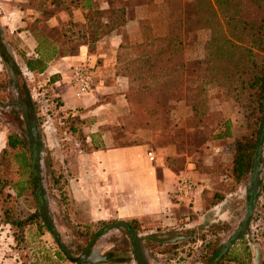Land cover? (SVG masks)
<instances>
[{
  "label": "rangeland",
  "instance_id": "obj_1",
  "mask_svg": "<svg viewBox=\"0 0 264 264\" xmlns=\"http://www.w3.org/2000/svg\"><path fill=\"white\" fill-rule=\"evenodd\" d=\"M24 1L0 0V17L9 16L8 11L15 8L17 11L23 10L24 14L16 13L25 21L23 28L16 30H8L0 24V44L11 45L16 56V61L12 63L5 48L0 47V104L14 101L3 63L6 61L14 67L23 98L24 85L32 102L31 119L40 129L41 146L38 148L43 151L45 190L42 191L40 208L44 211L43 196H46L54 220L44 212L43 219L37 218L23 227L21 242L15 239L18 230L3 220L5 210H12L18 218L25 219L39 208L36 193L41 181L38 175H34L31 191L21 189L22 186L31 187L27 182L28 174L21 170L17 158L23 151L10 150L7 137L15 135L28 142L27 127L18 107L0 110V243L3 241L5 245L10 241L15 264H79L74 259L88 253L92 246L103 248L102 255H108L106 261L96 264H205L211 248L216 249L213 262L217 261L213 264H264V127H260L258 135L259 138L263 130V146L257 138L255 152L258 148V154L256 158L254 156L251 172L229 193V180L224 169L232 159L234 138L244 133L246 126L243 111L225 101L219 89L209 91V119L205 127H186L190 112L183 102L184 91L179 90L180 99L171 114L175 131L167 137L157 136L152 139L150 135L148 139V150L156 152V159L160 158L164 165L177 168L178 176L186 174L191 178L195 188L191 202L178 203L173 197V191L170 192L167 199L178 206L171 208V213L166 215L169 219L158 227L151 219L140 223L135 220L132 238L123 230H104L101 221L93 222L89 219L84 199L87 190L85 184L79 186L85 181L86 167L85 159L79 151L85 153L89 150L84 142L80 115L61 108L62 103L53 91L57 86L48 82V72H27L21 59L23 54L34 56L35 49L29 46L27 38L31 42L35 41L29 32L35 19H39L35 26L50 29L66 24L69 18L65 16L66 13L58 11L46 22V15L24 6ZM42 6L46 11L52 9L48 2ZM24 31L28 32L23 35ZM132 111H139L140 116L136 118L143 119L137 124L146 120L142 110ZM226 120L230 122L232 136L217 138ZM137 124L132 123L126 128V136L117 139V142L127 145L136 142L137 137L134 135ZM70 127L76 128L74 135ZM163 148L172 149L173 154L165 156L160 151ZM25 151L28 152V149ZM35 166V171L40 172V165L37 163ZM252 185L256 187L257 195L250 219L246 222L247 230L243 231L237 225L246 213L248 188H252ZM205 190H219L224 192L225 198L213 208L206 209L201 199V193ZM18 191L20 195H17ZM54 227L60 233V245L51 233ZM174 236H182L184 239L172 244L164 242Z\"/></svg>",
  "mask_w": 264,
  "mask_h": 264
},
{
  "label": "trees",
  "instance_id": "obj_2",
  "mask_svg": "<svg viewBox=\"0 0 264 264\" xmlns=\"http://www.w3.org/2000/svg\"><path fill=\"white\" fill-rule=\"evenodd\" d=\"M45 2L52 8L50 11L42 6ZM73 2L24 1V6L46 15V22L58 11L65 12L69 18L66 24L50 29L35 26L39 19L34 20L29 32L37 43L36 54L32 57L24 54L21 56L25 70L43 74L59 53L63 56H76L82 46L93 51L97 41L113 34L119 35L121 44L117 50L116 71L127 80L125 100L129 110L140 109L144 112L146 120L137 124L136 129L151 135L152 139L157 136L167 137L175 131L171 114L180 99L179 90L184 91L183 102L190 112L186 127L202 129L209 119V91L219 89L225 101L238 106L245 117L246 130L234 138L232 159L224 169L229 180L227 191H234L251 172L264 117V0H163L161 11L154 0H106L110 8L109 22H101L99 18L103 12L91 5L85 16L86 24L72 20ZM142 5L149 6L152 12L157 10L153 23L158 26L164 21L166 32L165 35L157 36L151 21L140 20L141 41L134 43L123 27L135 19V9ZM1 46L4 48L3 44ZM56 81V76L48 78L51 84ZM22 90L28 104L29 117L33 118L32 102L24 85ZM221 128L217 138L232 136L229 121H224ZM69 130L73 135L76 132L73 127ZM123 145L128 146L123 143L119 145L118 142L114 146ZM38 146H41L40 139ZM7 147L23 151L17 158L21 170L28 174L27 182L31 187L22 186L21 189L31 191L37 166L33 165L29 155L28 142L9 135ZM20 194L18 191L17 195ZM224 198V192L219 190H205L201 193L206 209L213 208ZM44 214L38 208L33 214L21 219L12 210H5L3 220L18 230L15 239L21 242L23 227L37 218L43 219ZM134 222L101 221V224L104 230H123L132 238ZM215 250L209 249L205 264L214 263Z\"/></svg>",
  "mask_w": 264,
  "mask_h": 264
},
{
  "label": "crops",
  "instance_id": "obj_3",
  "mask_svg": "<svg viewBox=\"0 0 264 264\" xmlns=\"http://www.w3.org/2000/svg\"><path fill=\"white\" fill-rule=\"evenodd\" d=\"M74 1L71 8L74 22L86 24L85 16L91 5L103 12L101 22H109L110 8L106 0ZM162 3L163 0H154L159 11L163 7ZM16 12L24 14L23 10L10 9V17L1 16L0 24L8 30L23 28L25 21ZM60 13L65 14L63 11ZM156 13L157 10L152 12L147 5L135 9V19L128 21L123 27L132 42L141 41L139 21L147 19L153 23ZM65 16L68 17L67 14ZM152 29L157 36L165 35V22L158 26L153 23ZM27 39L29 46L36 50V41ZM120 44L121 37L113 34L97 41L93 51L82 46L76 56H63L59 53L48 64L44 73L48 72L49 77H57L54 84L57 89L53 91L62 103L61 108L79 114L83 121L82 134L89 150L85 153L83 150L79 151L86 166L85 181L79 186L83 187L85 184L84 188L87 190L84 199L89 219L93 222L136 220L138 223L151 219L155 221L156 227L163 226L169 219L166 215L171 213V208L178 206L167 199L179 178L176 173L178 169L164 165L160 158L152 163L148 161L146 152L151 151L148 150L149 135L140 130L134 135L140 140L136 139L138 144L114 146L117 139L126 136V128L143 120L137 119L139 111H129L124 95L127 80L116 71V56ZM79 62L87 63L95 77L91 92L82 97L75 96L71 82V67ZM160 151L168 157L173 154L170 148ZM190 202L186 201L188 204ZM10 244V241L5 245L3 241L0 243V264L16 263L11 256L13 250Z\"/></svg>",
  "mask_w": 264,
  "mask_h": 264
},
{
  "label": "water",
  "instance_id": "obj_4",
  "mask_svg": "<svg viewBox=\"0 0 264 264\" xmlns=\"http://www.w3.org/2000/svg\"><path fill=\"white\" fill-rule=\"evenodd\" d=\"M3 46L5 48L6 53L15 62L16 56H15L13 47L11 45H9L8 43H3ZM4 66H5L7 78L11 83V89H12L14 101L10 102V103L0 104V110L9 109L11 107H18L19 110L21 111L22 119H23V121L27 127L28 143H29L30 155H31V158L33 161V165H35L37 163L40 165V172H36V171L34 172V175H38L40 177V181H41V183L37 185V193H36V196L38 198L39 208H40L41 204H42L41 203L42 191L45 190L43 163H42L43 151L42 150L39 151V148H38L40 129L37 126V123L29 117L28 104L22 98L21 94L19 93V89H18L19 88V82H18V79L16 77L14 70L12 69V67L8 63H5ZM261 127H262V129L264 127V117H263V120L261 122ZM262 132H263V130H261L260 137L258 138L259 144H260ZM258 142H257V146H258ZM261 146H263L262 140H261ZM261 146H260V151H261ZM257 150H258V148H257ZM257 150H256L255 155H254L255 158L257 157V154H258ZM252 186H253L252 188H250V187L248 188V201H247L246 213L240 219V221L237 225V227H242L243 231L247 230L246 222L249 221V219H250V214L254 208V204H255V200H256V195H257L256 187L254 185H252ZM43 198L45 199L44 200V212H46L48 217H50L52 220H54V218L51 214V211L49 209L48 200L46 199V196H43ZM54 228L55 229L51 230V233L55 235V239L57 240L58 244L60 245V243H61L59 240L60 233H59V231L56 230V227H54ZM181 239H184V237L174 236L171 239L166 240L164 242L166 244H172V243H175L177 240H181ZM230 245L231 244H229L228 248L230 247ZM222 249H223V246H222ZM102 252H103V248H100L97 246H92L86 255H82V256L74 259V262L79 263V264H96V263L104 262V261H106V257L102 255ZM216 261H214V263Z\"/></svg>",
  "mask_w": 264,
  "mask_h": 264
},
{
  "label": "built area",
  "instance_id": "obj_5",
  "mask_svg": "<svg viewBox=\"0 0 264 264\" xmlns=\"http://www.w3.org/2000/svg\"><path fill=\"white\" fill-rule=\"evenodd\" d=\"M94 80L93 70L87 63L79 62L71 67V82L76 97L89 94L94 86ZM146 157L151 163L156 159L153 151H147ZM194 191V183L191 178L186 174H182L179 176L172 194L178 203L190 202Z\"/></svg>",
  "mask_w": 264,
  "mask_h": 264
},
{
  "label": "flooded vegetation",
  "instance_id": "obj_6",
  "mask_svg": "<svg viewBox=\"0 0 264 264\" xmlns=\"http://www.w3.org/2000/svg\"><path fill=\"white\" fill-rule=\"evenodd\" d=\"M6 54H7V53H6ZM8 58L11 60L12 63H14L13 59H12L9 55H8ZM3 63L5 64V63H7V62L5 61V62H3ZM9 65H10V64H9ZM10 66H11L12 69L14 70L13 65L11 64ZM14 72H15V70H14ZM18 89H20V87H19ZM19 93H20L21 96H22V93L20 92V90H19ZM22 98H23V96H22ZM23 99H24V98H23ZM24 100H25V99H24ZM86 254H87V253H86ZM86 254H85V255H86ZM107 256H108V255H106L105 257H107Z\"/></svg>",
  "mask_w": 264,
  "mask_h": 264
}]
</instances>
